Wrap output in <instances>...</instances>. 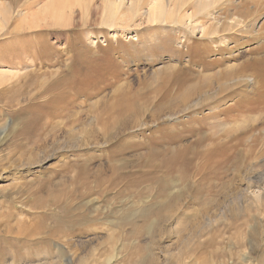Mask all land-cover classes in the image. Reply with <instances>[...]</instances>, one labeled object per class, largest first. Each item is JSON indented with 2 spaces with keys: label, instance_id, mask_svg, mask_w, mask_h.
I'll list each match as a JSON object with an SVG mask.
<instances>
[{
  "label": "rangeland",
  "instance_id": "374dc122",
  "mask_svg": "<svg viewBox=\"0 0 264 264\" xmlns=\"http://www.w3.org/2000/svg\"><path fill=\"white\" fill-rule=\"evenodd\" d=\"M52 1L0 0V263L50 262L58 245L66 264H264V133L247 139L264 82L239 70L264 59V0L224 33L227 0H161L153 15L151 0H113L116 18L111 0ZM50 5L58 23L26 26ZM92 106L110 110L101 130L70 141L61 119ZM52 108L62 118L45 121Z\"/></svg>",
  "mask_w": 264,
  "mask_h": 264
},
{
  "label": "bare ground",
  "instance_id": "6f19581e",
  "mask_svg": "<svg viewBox=\"0 0 264 264\" xmlns=\"http://www.w3.org/2000/svg\"><path fill=\"white\" fill-rule=\"evenodd\" d=\"M59 1V0H58ZM108 1V0H107ZM119 1V0H118ZM120 1H122V0H120ZM134 1V0H133ZM151 1H153V2H151V3H149V9H148V11L147 12H149V14L150 15H153L155 12V10H156V12L157 13H160L161 11V0H151ZM183 1V0H182ZM249 1V0H248ZM260 1V0H259ZM51 2V1H50ZM53 3H54V0L52 1ZM116 1H113V0H111L110 2H108V6H107V9H106V13H107V16L110 18V17H114L115 16V12H117L116 11V9H117V4L115 3ZM135 2V1H134ZM224 2V1H223ZM252 2H253V0L251 1V4H252ZM255 2V1H254ZM63 3H64V1H63ZM132 3V2H131ZM185 3V2H184ZM192 3V2H191ZM196 3V4H195ZM238 4H233V0H227V1H225L223 4H222V6L223 7H221V9L223 10V11H225V12H227V16H226V18H225V20L226 21H229V22H231V23H222V26H220L219 28L217 27V28H215L214 30L216 31V29H220V31L219 32H222V33H224V32H226V31H230V29H233V24H234V26H236V25H238V26H242L241 28H247V26H246V23L244 22V20L246 19V18H250V14H249V12L251 11V10H249V12H248V9H247V7H249L248 6V4H246V0H242V2H237ZM65 4H68V3H65ZM136 4V3H135ZM177 4H179V3H177ZM208 3H206V0L204 1V0H199V1H197V2H193V4H192V6H194V8H196V10L195 11H201V10H203L205 7H207L206 5H207ZM213 4V3H212ZM119 5H120V3H119ZM137 5V4H136ZM56 7L55 8H57V5H55ZM182 6V5H181ZM213 6V5H212ZM250 6H252V5H250ZM256 8L259 6V8H264V2L263 3H256L255 5H254ZM254 6H253V8H254ZM8 7V6H7ZM60 7V6H59ZM58 7V8H59ZM148 7V6H147ZM183 7V6H182ZM54 8V7H53ZM131 8H133V7H131ZM251 8V7H250ZM62 10H63V8H61ZM68 9H71L70 7L68 8ZM67 9V10H68ZM178 9V8H177ZM239 9H245V11L246 12H248V13H246V15L245 16H237V15H235V14H237V11L239 10ZM247 9V10H246ZM59 10V9H58ZM66 10V9H65ZM65 10H63V11H65ZM132 10V9H131ZM154 10V11H153ZM256 10V9H255ZM8 11H10V9L8 10V8H6V7H2L1 8V10H0V16H1V19L2 20H7L8 19ZM55 11V10H54ZM87 11V10H86ZM158 11H160V12H158ZM40 12V11H39ZM129 12V11H128ZM264 12V11H263ZM37 13V12H36ZM36 13H34V15L36 14ZM57 13V12H56ZM62 13V12H61ZM65 13V12H64ZM63 13V14H64ZM252 13V12H251ZM9 14H10V12H9ZM131 13H129V15H130ZM195 14V13H194ZM212 14V13H211ZM57 15H58V13H57ZM116 15H118V14H116ZM158 15V14H157ZM165 15V14H164ZM239 15V14H238ZM256 15V14H255ZM32 16V15H31ZM154 16H156V15H154ZM117 16H115V18H116ZM122 17V16H121ZM124 17V16H123ZM184 17H188V18H190L189 16H182V18H184ZM64 18V17H63ZM154 18V17H153ZM60 18L59 17H57L56 16V14L52 11V5H50V6H48L46 9H44L40 14H37V15H35V16H33V17H30V19H28L27 21H25V23L27 24L26 26H36V27H38V26H42V25H49V24H53V25H55L56 23H58L57 21L59 20ZM1 20V21H2ZM64 20V19H63ZM121 20H122V18H121ZM188 20V19H187ZM64 21H66V18H65V20ZM250 20H248V22H249ZM2 22H4V21H2ZM180 22V21H179ZM67 24V23H66ZM1 25V24H0ZM25 25V24H24ZM214 25V24H213ZM51 26V25H50ZM216 27V26H215ZM250 27V26H249ZM248 27V28H249ZM264 27V26H263ZM262 27V28H263ZM193 29H196L195 27H192ZM207 28H209V27H207ZM213 28V27H212ZM240 28V29H241ZM239 29V30H240ZM261 29V28H260ZM237 30V29H236ZM247 30V29H246ZM262 30H264V29H262ZM262 30H260V31H262ZM202 31H204V35H208V34H210L211 35V33L208 31V33H207V30H206V32H205V30H204V28L202 29ZM210 31H211V29H210ZM241 31V30H240ZM244 32H246L245 30H243ZM249 31V30H248ZM253 31H254V29H253ZM259 31V30H258ZM259 31V34L261 33ZM236 32H239V31H236ZM203 33V32H202ZM206 33V34H205ZM240 33V32H239ZM241 33H243V32H241ZM264 34V32L262 31V35ZM209 35V36H210ZM223 36H227V34H224ZM228 37V36H227ZM257 38H258V36H256ZM222 39H224V41H225V38H223L222 37ZM263 39V38H262ZM211 40L213 41V40H215V38L213 39V38H211ZM187 41V40H186ZM189 41V40H188ZM211 41V42H212ZM209 42V41H208ZM228 43H230V42H228ZM202 48V47H201ZM188 52V51H187ZM193 53H194V51H193ZM12 56V55H11ZM194 60V59H193ZM231 70H232V67H231ZM240 72L242 71V75H241V79H243L244 81H247L248 83H251V85H253L254 84V81H253V78L251 77V76H249V72H255V73H258V76L260 75H262V77H263V82H264V59H257V60H253L252 62H249V63H245L244 62V64L242 65V67H240ZM230 71V70H229ZM45 72V71H44ZM236 72V71H235ZM1 73V72H0ZM9 73V72H8ZM239 74V73H238ZM237 74V75H238ZM251 74V73H250ZM254 74V73H253ZM240 75V74H239ZM235 76V74L233 75L231 72H230V74H226L225 73V75H219V76H217L216 77V79H217V87H216V91L217 92H219V93H223L225 90H227L229 87H228V85L227 84H229L230 82H234V78L233 77ZM258 76H257V78H258ZM240 77V76H239ZM207 78V77H206ZM237 78V77H236ZM235 78V79H236ZM260 78V77H259ZM188 79V78H187ZM255 79H256V77H255ZM242 80V81H243ZM174 81V80H173ZM262 81V80H261ZM207 83V82H206ZM260 84H261V82H260ZM58 84H56V86H57ZM73 85V84H72ZM72 85H71V87H72ZM254 86V85H253ZM55 87V86H54ZM252 87V86H251ZM263 87V85H261V87H260V89ZM205 88V86H202L200 89H204ZM253 88V87H252ZM251 89V88H250ZM259 89V90H260ZM194 90V89H193ZM212 91L213 90H215V89H211ZM251 91V90H250ZM263 91V90H262ZM207 90L206 91H203L202 93H201V96L203 95V96H205V95H207ZM217 92H215V93H217ZM249 92V91H248ZM253 92V91H252ZM125 93V92H124ZM210 93V92H209ZM257 93H259L258 91H256V92H254V96L256 97V99H258L257 97H258V95H257ZM261 93V92H260ZM77 94V93H76ZM90 94V93H89ZM253 94V93H252ZM264 94V91H263V93H261V95H263ZM85 95V94H84ZM87 95V94H86ZM251 95V94H250ZM250 95H247V96H249L250 97ZM78 96V95H77ZM200 96V97H201ZM264 96V95H263ZM263 96H260L259 97V99L258 100H260L259 102H261V101H263L264 99H262L261 100V97H263ZM73 97H75V95L73 96ZM87 97V96H86ZM206 97V96H205ZM205 97H204V100H205ZM65 98V97H64ZM124 98V97H123ZM242 98H246V96L244 95V97H242ZM252 98H254V97H252ZM57 99H60V100H62L61 98H57ZM57 99H55V100H57ZM73 99V98H72ZM125 99V98H124ZM75 100V99H74ZM85 100H86V98H85ZM84 100V101H85ZM181 100V99H180ZM251 101H252V99H250ZM254 100V99H253ZM258 100H256L257 102H258ZM58 101V100H57ZM95 101H97V100H95ZM177 101V100H176ZM199 101V100H198ZM197 101V102H198ZM239 101H240V99H239ZM247 101V100H246ZM256 101H252V102H256ZM52 102V101H51ZM59 103H60V101H58ZM72 102V101H71ZM264 102V101H263ZM70 103V102H69ZM166 103V102H165ZM244 103V102H243ZM253 103V104H254ZM51 104H53V103H50L49 104V107H48V110H49V108H50V105ZM55 104H56V102H55ZM92 105H93V102L91 103ZM237 104V103H236ZM240 104H242V103H240ZM240 104L239 105H236V107L237 106H240ZM245 104H247V102H245ZM251 104V103H250ZM256 104V103H255ZM255 104H254V109H255ZM261 104H262V102H261ZM264 104V103H263ZM52 106V105H51ZM91 106V105H90ZM95 106V105H94ZM94 106H92V108L94 107ZM241 106H243V105H241ZM247 106V105H246ZM245 107V106H244ZM247 108V107H246ZM248 108H250V107H248ZM252 108V107H251ZM250 108V110H252ZM258 108L260 109V108H262V106L261 107H259L258 106ZM94 109V110H93ZM92 110V118L91 119H89V118H87L86 120H84V119H80V117H79V114L78 113H76V112H71L70 114H67V115H65L63 118L61 117V115H59V114H57L58 112V110L56 111L55 109H51V111H49L50 113L48 114L47 112H46V114H48V115H46L45 114V121H47V120H50V119H55V118H62L61 120H62V124L63 123H65L66 124V127L68 128H66L67 130V132L65 133L66 134V136H67V138H69V139H71L70 141H72V140H79V138L80 137H76V135L74 136V132L76 131V130H78V131H80L81 129L83 130L84 129V127H89V129H90V132H91V134H94V132H98V130H101V129H99V124H100V120H103L104 118H103V115H105L106 117H107V115L106 114H108V112L110 111L109 109V111L106 109H104V110H101V112H97V111H95L97 108L95 107V108H93ZM229 109H230V107H229ZM242 109V108H241ZM245 109V108H244ZM244 109H243V111H244ZM47 110V109H46ZM249 110V111H250ZM256 110V109H255ZM254 110V111H255ZM78 111V110H77ZM100 111V110H99ZM79 112V111H78ZM244 113H247V111L245 110V112ZM249 113V112H248ZM254 113V112H253ZM91 114V113H90ZM59 115V116H58ZM81 115V114H80ZM249 115H250V113H249ZM42 116V115H41ZM44 116V115H43ZM42 116V117H43ZM246 116H247V114H246ZM41 117V118H42ZM88 117V116H87ZM244 117V116H243ZM39 121H40V119H39ZM107 121L108 120H106V121H103L101 124L103 125V127H105V126H107L108 124H109V122H108V124H107ZM244 122V124H243V126L245 125V122H246V124H247V121H243ZM248 122H251L252 124H253V126H254V128L253 129H251L250 130V134H249V132L247 133V134H249V136H248V142H250V143H262V140H263V137L261 138V137H258V138H256L258 135H260L261 133H264V120H261V117H256V116H250L249 118H248ZM255 123V124H254ZM49 124V123H48ZM56 126V125H55ZM59 126V125H58ZM58 126H57V128H58ZM61 127V126H60ZM240 127V126H239ZM238 127V128H239ZM114 129V128H113ZM50 130V129H49ZM59 130V129H58ZM81 130V131H82ZM103 130V129H102ZM105 130V129H104ZM248 130V129H247ZM88 131V130H87ZM51 132V131H50ZM89 132V133H90ZM88 133V132H87ZM120 134H122V133H120ZM245 134V133H244ZM124 135V134H123ZM218 136V135H217ZM244 136V135H243ZM246 136V135H245ZM244 138H246V137H244ZM81 139V138H80ZM88 139V138H87ZM112 140V137H108V142L109 141H111ZM75 142V141H74ZM121 144V143H120ZM251 145V144H250ZM261 146V145H260ZM119 147V146H118ZM127 147H129L128 145H126V148ZM131 148V147H130ZM120 149H121V147H120ZM125 150V149H124ZM188 150V149H187ZM152 151V150H151ZM153 152V151H152ZM151 152V153H152ZM150 153V152H149ZM153 154V153H152ZM246 154H248V153H246ZM175 158V157H174ZM174 158H172L171 160H173ZM177 159H178V161H179V163L181 162V163H184L185 161H184V156L182 157L181 155H177ZM156 162V161H155ZM169 160H166L163 164H165V165H168L169 163ZM158 163V162H157ZM74 164V163H73ZM162 167V166H161ZM85 171V170H84ZM244 171V170H243ZM2 173V172H1ZM256 178V177H255ZM264 179V178H263ZM226 191V190H225ZM198 200V199H197ZM175 207V206H174ZM177 207V206H176ZM173 209H177V208H173ZM178 210V209H177ZM170 211H172V209L170 210ZM173 214V213H172ZM171 214V215H172ZM202 214H203V212H202ZM207 214V213H206ZM170 215V216H171ZM204 216V215H203ZM203 216H202V219H203ZM206 217V216H205ZM199 218H201V216L199 217ZM198 219V218H197ZM196 220V219H195ZM200 220V219H199ZM197 222V221H196ZM38 228H40V227H38ZM18 231V230H17ZM32 231V230H31ZM38 232H39V230H38ZM33 233H37L36 232V230L35 231H33L28 237L29 238H34V236L35 235H32ZM37 234H39V233H37ZM54 234V233H53ZM52 236V235H51ZM50 236V237H51ZM27 237V238H28ZM50 237H49V234L48 233H44L43 235H41V238L38 240V239H36L35 240V242L37 241V243H39V241H42V242H49V240H51L50 239ZM29 238L27 239V240H29ZM188 239V238H187ZM210 240H211V238H209ZM26 240V239H25ZM36 243V244H37ZM41 243V242H40ZM209 243H211V242H206V244H209ZM201 242L200 243H198V244H196V246L195 247H197L196 249H198L199 247H201ZM200 249V248H199ZM64 250H62V248L61 247H59L58 245L57 246H55V257H50L49 255V257H50V259H53V261L51 262H47L45 259H44V257L43 258H41V259H38L37 260V264H66V260H68V258H67V256L65 255V253L63 252ZM47 256V257H48ZM48 261H49V259H48ZM79 262V261H78ZM1 264V263H0ZM67 264H69V262H67ZM80 264V263H79Z\"/></svg>",
  "mask_w": 264,
  "mask_h": 264
}]
</instances>
